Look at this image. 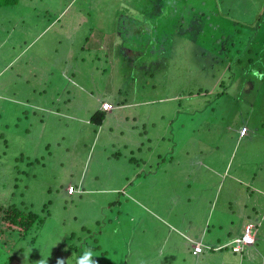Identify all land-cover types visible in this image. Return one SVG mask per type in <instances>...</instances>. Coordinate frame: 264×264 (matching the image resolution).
Returning a JSON list of instances; mask_svg holds the SVG:
<instances>
[{
    "label": "rangeland",
    "instance_id": "1",
    "mask_svg": "<svg viewBox=\"0 0 264 264\" xmlns=\"http://www.w3.org/2000/svg\"><path fill=\"white\" fill-rule=\"evenodd\" d=\"M181 2L19 0L0 8V205L24 204L42 220L15 242L16 232L0 230V264H77L89 249L97 264H229L224 254L232 246L219 251L217 246L227 244L206 239L211 248L199 256L191 242L203 233L231 240L228 233L236 236L237 220L257 221L256 212L264 214V189L250 188L253 172H264V67L257 64L264 56L236 62L235 49L245 47L240 40L246 30L239 25L242 33L228 30L229 39H239L229 53L217 49L210 36L215 22L255 23L264 16V0ZM177 3L188 7L191 34L187 25L184 31L179 24L176 28L178 16L171 11ZM15 27L31 29L24 37L28 59L40 58V45L52 41L42 56L46 67L61 45L53 52L55 40L73 34L82 46V82L151 103L130 108L129 117L105 129L90 118L78 130L51 120L40 143L34 145L35 138L28 146L25 107L16 109L12 100L33 91L41 74L16 60L14 48L19 51L23 42H15ZM97 43L112 45L122 59L113 62L105 51L92 50ZM96 56L101 61L92 59ZM97 62L99 71L93 66ZM92 79L95 83L87 82ZM32 100L45 104L37 94ZM91 101L82 92L81 102ZM244 126L250 132L240 138ZM153 137L164 140L159 151L152 145L161 158L151 169L147 139ZM70 184L77 189L73 195ZM241 208L245 216H239ZM259 232L260 253L237 254L240 264H264V219Z\"/></svg>",
    "mask_w": 264,
    "mask_h": 264
},
{
    "label": "crops",
    "instance_id": "2",
    "mask_svg": "<svg viewBox=\"0 0 264 264\" xmlns=\"http://www.w3.org/2000/svg\"><path fill=\"white\" fill-rule=\"evenodd\" d=\"M15 32L19 33V36H16L17 38L15 37L14 39L15 42L17 40L19 42L20 41L23 42V45L20 46L19 51L17 47L14 48L16 52V58H17L16 60H22V62L26 64L27 67L36 69L41 74L40 79L32 82L33 85L31 87L33 91H28L25 95L21 96L23 97V99L19 96H16L14 100H12L13 107L15 106L13 104H16L17 106H20L21 104L22 106L25 107L24 113L27 114L26 116L27 124L25 125L26 126L25 130L27 131V133L25 134V136L28 138V141H27L28 146L33 145V139L35 138L38 140L34 142V145H38L40 143V140H42L45 137V129L48 123H52L50 122L51 120L53 121L60 120L64 122L65 124H68L70 127H74L75 129L78 130L81 125V122L87 120L86 116L82 118L80 115V113H82V109L85 110L84 113H87L89 110L92 109V107H95L96 104L99 106V109H100L101 108L100 101L101 102L103 101L102 103L104 102L112 103L115 106V108H117V105L119 103L122 104L121 101H123V98L121 97L120 94L117 95L105 89H101L99 91L98 88H96L94 84L87 86L84 83V81L82 82L81 53H80L82 50V46L79 43V41L77 42L75 41V37L72 41H70L69 44H64L63 47L57 50H56L57 40H55V46L53 48V52L56 50L54 52L55 53L54 59H52V61H49L50 67H46L43 64L42 56L44 54H48L51 48L52 41L48 39L47 41L48 43L45 42L40 45V50L37 51V53L40 54V58H37V59L29 58L28 59L26 58V50H27V46L29 43L24 40V37L28 33L31 32V29L15 27ZM114 48L115 47H112V45L107 44V43H97L93 45L92 50L101 49L105 51L104 55L108 56L109 58H113V62H115V61L121 60V56L119 58L118 56H116L117 54L116 55L114 54L113 52ZM124 50H129V47H124ZM9 65L10 64H8L5 68H9ZM21 73L22 72H19L18 76L21 75ZM56 73L59 79H58V83L55 86H53L52 78L56 75ZM89 81H92L93 83H95L94 79L87 80V82ZM113 81L114 80H113V73H112L111 75H109L108 82L110 84ZM47 86L49 87V89L51 88V92L49 91ZM88 90H91V91H88ZM82 91L88 92L90 97L95 99V102L91 101L89 103L88 102L82 103L80 99ZM34 94H37V96L44 98L45 104L43 102H33L32 96ZM6 97L7 96H3L2 99L4 101H9V99H12V98H6ZM30 106H34L33 107L34 111L32 115L29 116L30 108L28 107ZM38 110L40 111V113L38 112ZM117 112L118 111L116 110L108 111L109 116L105 119V123L101 127L105 125L107 126L110 125L112 116H114ZM58 116L60 117L59 119H58ZM38 126L40 127V129L37 128ZM248 132L250 131L248 130ZM248 134L249 133H247L244 136H241L239 132V137L243 138L247 136ZM263 175H264V172L262 171H254L252 175V180L250 181V188L253 187L252 189H264L263 187L264 180H261ZM79 188L81 189V187H78V189ZM73 194L75 193H72L70 195H73ZM238 205H240V203H238ZM238 214L239 216L241 215L245 216L246 213L243 214V209L241 208ZM256 217H260V218H257L256 219L257 221L251 220L248 222H245L244 219H241L242 221L241 223H238V220H237V231L235 232L236 236H234L232 231L229 233L227 232L230 236H232L231 240H228V237L226 235L222 239L218 235H213L212 239H210L204 233L202 234L201 239H197V240L194 239V240L201 242L203 245H205L203 242H205L206 239L211 242L221 243L220 241H223L224 244H230L236 238L239 237L238 233H240V230H242L243 232L245 231V227L248 225V223H255L257 226V234L255 237V242L253 245H246L243 249L245 250L244 252H250L249 254H253V256H255L254 254L260 253L258 250V247H256V244L258 241H260L259 228L263 224L264 214L262 213V215H259L256 212ZM245 219H247V217ZM228 227L234 228L235 221L230 223ZM187 238H190V237H187ZM208 246L206 245V247ZM216 249L220 251V250H223V247L222 245H220V246H217ZM204 252L205 250L203 251V253ZM237 254H239V252H234L231 249V251H227V253L224 254V258L231 259L229 264H238V263L240 264V260H238L236 257Z\"/></svg>",
    "mask_w": 264,
    "mask_h": 264
},
{
    "label": "trees",
    "instance_id": "3",
    "mask_svg": "<svg viewBox=\"0 0 264 264\" xmlns=\"http://www.w3.org/2000/svg\"><path fill=\"white\" fill-rule=\"evenodd\" d=\"M18 1L19 0H0V8H3L5 6H9V5H14ZM178 1L181 2V0H177V2ZM163 2L165 3V5H167L168 3H170V0H159V4H161V3L163 4ZM181 3H180V5L178 3L176 5H174L172 7V11H171L172 15L178 16V17H176L177 18L176 28H177V25L179 24L182 27V28H180V30L184 31V27H185V25H187L188 30L190 31V34H191V31H193L192 27L194 26V23H192V21H191V16L190 15L188 16L189 12L187 11L188 7H187L186 3L184 6H182ZM189 6H190L189 10L191 11L192 7H191V5H189ZM162 10H164V6H163ZM204 13H206V12H203V14ZM201 15H202V12H201ZM209 15H211V14H209ZM187 20L189 21L188 23H187ZM221 25H222L221 22L217 23V24L215 22L212 26L216 27V29H214V32L212 33V35L210 34V36L212 38L211 40L213 41V44H217V49H220L222 52L227 49V52L229 53L230 45L233 49L235 48V44L239 41V39H237V38H234L233 40L229 39V37H230L229 33L230 32H228V30H230V31H231V29H233L232 31L236 30L237 34L242 33V31L237 28L239 25V27H243L244 30H246L245 36L243 37V39L240 40L241 43L245 42V44H244L245 47H243L242 49H241V47H237L235 49L237 51V55H235L236 62L241 63V61L243 60L244 57H247L249 59V61L255 60L254 62H256V60L260 61L262 59V56H264V16L260 15L258 20L253 24L252 23L241 24V22H239V20H237V21L230 20V22L226 23L225 26H221ZM221 30H223L224 33L226 34L225 37L220 35ZM203 31L204 30H200V32L202 34H203ZM209 31H212V28L210 30V28L208 27V32ZM185 32H186V36L188 37L189 32H187V31H185ZM74 37L75 36L73 34L68 35L65 38H62L60 36L59 39L57 40V44L58 43L61 44L59 49L61 47H63L64 44H69L70 41H72L74 39ZM198 37H199V35L197 34L196 40L198 39ZM246 37H247V39H246ZM170 39H174V38L171 36ZM181 40H183V38ZM163 41H166V40H159V43H162ZM204 41H205L204 39H202L201 42L198 41L200 44H202L203 48H204L203 44H205ZM152 42H153V40H151V43ZM129 49H131V48H129ZM116 56H118L120 58L121 55L117 54ZM96 58L97 59L99 58V61H101V57H99V56L92 57V59H96ZM115 62H119V61H115ZM257 64H259V65L263 64V67H264V62L263 63L258 62ZM93 66H94V70H96V71L100 70V68H98V62ZM108 67L110 68V65H108ZM82 68H83V65H81V70H82ZM262 70L263 69H259L258 71H262ZM256 72H257V70H256ZM17 78L19 81L20 75ZM52 79H53L52 85L55 86L58 83V79H59L57 73ZM23 84H26V82H24ZM49 91L51 92V88L49 89ZM88 91H91V90H88ZM82 92H85V91H82ZM82 92H81V94H82ZM85 93L88 95V97H90L88 92H85ZM21 98L23 99V97H21ZM80 99H81V96H80ZM26 100H28V99H26ZM102 102L100 101V103H101L100 109H99V106L96 104L95 107H92V109L89 110L87 113H83V114L80 113V115L82 118L84 116H86V118H90L89 121L91 123L97 124L98 128L104 127V129H105L108 126H111V125L114 126L113 122H112L113 120H116L119 118L129 117V114H131V112H132V111L129 112L130 108L135 106L134 108L137 110V108L140 107L141 105H143L144 103H149V100H139V101L138 100H131L130 101L126 98H123V101H121L122 104L119 103L117 105V108H115V106L112 104L113 108L109 109V110L104 109L102 107V104H103ZM16 109L21 110L22 105L20 104V106L16 107ZM115 110L118 112L114 116H112V120H111L110 125H108V126L105 125V126L101 127L105 123V119L109 116L108 111H115ZM132 115H134V114H132ZM133 118H134V121L136 122L137 118L135 116ZM111 128L112 127H110V129ZM121 133H122V135H124V132H121ZM161 140H164L163 137L162 138L158 137L156 140H154V137L151 139H147L148 143L151 145L149 147V152H148L150 154V160H149L150 163H149L148 167L151 169L153 168V165L151 163H153V162H155L161 158V155L159 153L153 152L152 145L156 144V146H154V147H156V150L159 151V148L162 145ZM135 145H136V142H135ZM50 146H51V143L50 142L47 143V145H46L47 150H49ZM25 152L28 154L29 159H33L32 157L29 156V153L27 152V150H25ZM130 153L133 154L134 152L131 151ZM34 159L36 162H40L41 160H43V157L40 159H39V157H35ZM146 161H147V159H146ZM23 206H24V204L23 205L11 204L8 206L0 205V227H1L0 230L4 234L7 232H12V234H14L16 232L14 235H12V242L16 241V239H17L16 237L22 238V237L27 236L31 232V229L34 226V224L36 223V221H42L40 219L39 213L34 212L33 210H30V209H27ZM243 234H244V232L242 233V235ZM242 235H240L239 237H241ZM7 244H8V242H6V245ZM233 245H235L234 241L230 244H227V246H225L224 248H226L228 246H232V250L234 252H239V253L242 252L243 253L245 251V250L236 251L233 249ZM193 250H194V248H193Z\"/></svg>",
    "mask_w": 264,
    "mask_h": 264
},
{
    "label": "built area",
    "instance_id": "4",
    "mask_svg": "<svg viewBox=\"0 0 264 264\" xmlns=\"http://www.w3.org/2000/svg\"><path fill=\"white\" fill-rule=\"evenodd\" d=\"M102 107L104 109H111L112 108V104L105 102L103 103ZM247 127H243L241 130V134L245 135L247 132ZM77 191L76 187L74 185H69L68 188V193L72 194L75 193ZM257 234V226L255 223H249L246 227H245V231L244 234L241 237H238L234 240L235 245H233V249L236 251H239L240 249L243 248L244 245H253L255 242V237ZM196 245H194V250L193 253L194 254H199L204 250V246L201 242H197L195 243Z\"/></svg>",
    "mask_w": 264,
    "mask_h": 264
},
{
    "label": "clouds",
    "instance_id": "5",
    "mask_svg": "<svg viewBox=\"0 0 264 264\" xmlns=\"http://www.w3.org/2000/svg\"><path fill=\"white\" fill-rule=\"evenodd\" d=\"M253 75L255 76V75H257V73L255 72V71H253ZM105 103V102H104ZM109 103V102H108ZM110 104H112V103H110ZM103 105V104H102ZM112 108H113V105H112ZM111 108V109H112ZM245 127V126H244ZM248 129V128H247ZM248 133V130H247V132H246V134ZM245 134V135H246ZM240 135L241 136H244V135H242L241 134V132H240ZM72 185V184H71ZM198 241H192V243H197ZM204 246V249L206 248V246L205 245H203ZM246 245H244L243 246V248L242 249H240V250H243L244 249V247H245ZM209 248H211L210 246H208ZM223 248H224V246H222ZM239 250V251H240ZM204 251V250H203ZM202 251V252H203ZM201 252V253H202ZM41 264H44V262L42 261L41 262ZM57 264H65V262L63 261V260H58L57 261ZM77 264H97V261L94 259V253L92 252V250L91 249H89V250H87L85 253H84V255L81 257V258H79V260L77 261Z\"/></svg>",
    "mask_w": 264,
    "mask_h": 264
}]
</instances>
